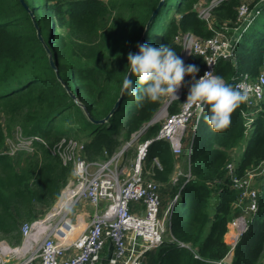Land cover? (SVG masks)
Instances as JSON below:
<instances>
[{
  "label": "trees",
  "instance_id": "1",
  "mask_svg": "<svg viewBox=\"0 0 264 264\" xmlns=\"http://www.w3.org/2000/svg\"><path fill=\"white\" fill-rule=\"evenodd\" d=\"M23 1L27 10L18 0H0V241L12 247L21 244L22 225L42 216L71 176V167L49 150L62 137L75 138L82 133V156L102 160L139 133L136 142L151 140L143 174L161 185L170 183L176 156L166 140L155 139L160 124H149L161 101L137 106L121 93L128 73L127 55L134 53L138 44L149 43L169 45L181 57L177 35L189 32L199 39L213 35L196 10L201 0H163L145 31L159 0ZM257 1L250 6H257L259 13L241 33L233 57L219 58L215 64L214 73L226 83L234 85L245 73L254 78L263 66L264 0L256 5ZM240 3L218 0L211 8L213 28L232 30ZM45 16L51 20L47 36ZM140 16L145 24L128 36L133 20ZM184 63L199 67L197 77L205 65L203 57L193 52ZM132 79L135 82V77ZM187 92L188 88L182 87L181 97ZM119 97L118 107L106 122L88 120L87 115L103 118ZM126 104L127 111L120 118ZM177 104L178 100L170 102L168 113L175 112ZM15 127L25 135H40L45 144L37 143L29 154L2 153L5 137ZM121 131L123 138L119 137ZM245 136L235 162L238 175L264 163V99L252 108L242 104L232 114L230 127L222 132L212 131L202 117L193 122L190 142L182 149L188 154L191 174L177 200L184 209L183 219L175 216V204L169 238L146 252L145 263L213 264L227 254V223L239 211L234 207L238 192L231 187L225 165L232 159L229 150L239 146ZM212 196L216 197L213 209ZM256 205L233 248L231 264H260L264 256V177L260 178Z\"/></svg>",
  "mask_w": 264,
  "mask_h": 264
},
{
  "label": "built area",
  "instance_id": "2",
  "mask_svg": "<svg viewBox=\"0 0 264 264\" xmlns=\"http://www.w3.org/2000/svg\"><path fill=\"white\" fill-rule=\"evenodd\" d=\"M214 4L197 11L213 30L212 36L199 39L184 32L175 37L181 46L184 61L191 52L203 57L205 65L199 76L208 70L215 74L214 67L219 58L233 57L234 45L241 33L259 13L257 6L241 2L237 7L235 27L232 30L226 26L217 29L213 28L211 17ZM208 62H211V69ZM236 85L253 88L251 99L245 105L248 108L258 106L264 99V63L256 77L241 74ZM256 88L261 89V97H257ZM185 100L186 97L175 112L163 116L155 135V139H164L169 143L175 156L182 153L188 124L198 119L195 112L189 115L185 111ZM157 114L158 111L151 123H154ZM138 134L132 135L129 142L102 160H86L81 153L82 143L75 138L62 137L55 142L49 150L60 158L62 164L71 167V176L57 200L45 212L46 215L22 225L20 246L11 248L6 244L1 247L0 264H98L103 259L105 264H145L146 252L157 247L165 234H170L173 207L179 199L180 189L191 174L190 169L184 173L179 189L161 210V184L143 174V161L151 140L136 142ZM133 140L137 143L136 152L130 164L125 166V153ZM4 143L2 153L15 156L18 153H33L36 144H45V141L37 134L25 135L16 127L5 137ZM225 169L231 187L238 192L235 202L244 205L241 207L243 212L234 215L227 223L224 234V241L229 246L227 254L213 264H231L233 248L246 231L250 216L256 211L259 182L264 177V163L238 175L235 162L231 159ZM171 181L176 183V179ZM79 203L93 207V213L78 230V220L76 217L72 219L71 214ZM13 258L15 262L10 263Z\"/></svg>",
  "mask_w": 264,
  "mask_h": 264
},
{
  "label": "clouds",
  "instance_id": "3",
  "mask_svg": "<svg viewBox=\"0 0 264 264\" xmlns=\"http://www.w3.org/2000/svg\"><path fill=\"white\" fill-rule=\"evenodd\" d=\"M137 47L138 53L129 52L127 55L128 74L121 88V93L132 98L137 106L162 99L177 101L179 90L187 87L186 100L183 102L185 111L189 115L195 112L212 131L222 132L230 127L232 114L251 99L253 88L226 83L223 77L213 74L212 70L205 71L197 78L199 67L195 64L186 65L169 45L157 47L144 43ZM207 64L211 69V62ZM132 77H135V82ZM255 93L261 97V89L256 88Z\"/></svg>",
  "mask_w": 264,
  "mask_h": 264
},
{
  "label": "rangeland",
  "instance_id": "4",
  "mask_svg": "<svg viewBox=\"0 0 264 264\" xmlns=\"http://www.w3.org/2000/svg\"><path fill=\"white\" fill-rule=\"evenodd\" d=\"M215 1L216 0H212V1H210V2H207L206 0H201L198 4H197V6H196V10L197 11H200L201 9H203V8H207L208 6H210V5H212V4H214L215 3ZM257 0H241V2H243V3H246V4H248V5H250V4H255V2H256ZM258 3H256V5L257 4H259L260 3V0H258L257 1ZM44 20H45V23H46V36H47V34L49 33V24H48V22H50L51 20H50V18L48 17V16H45V18H44ZM145 18H143L142 16H140V17H138V18H136V19H134L133 20V23L131 24V26L129 27V29H128V31H127V34H128V36H131V35H134V34H136L137 32H139L140 30H141V26L143 25V23L145 24ZM178 95H179V100H178V104H177V106H179V104H180V102L184 99V97H181V93H180V90H179V93H178ZM168 102L169 101H167V100H164V99H162L161 100V105H160V107H159V109H158V114H157V116H156V118H155V123L157 122V123H161V121L163 120V116H165V114H167L168 112H167V107L169 106V104H168ZM127 105H129V104H126V105H124V107H123V110H122V112H121V114H120V118H123L124 117V115H125V113H126V111H127V108H128V106ZM0 116H1V114H0ZM1 120H3L4 121V119L2 118ZM157 120V121H156ZM193 122H194V120H192L189 124H188V127H187V129H186V131H185V134H184V138H183V143H184V145H183V147L184 148H186L187 147V145L189 144V142H190V133H191V131H192V126H193ZM151 123V122H150ZM152 124V123H151ZM16 128V127H15ZM124 131H121L120 132V135H119V137L120 138H123L124 137V133H123ZM247 136H245L242 140H241V144L239 145V146H237V147H235V152H236V160H238L239 158H240V156H241V153H242V150H243V148H244V145H245V141H246V138ZM75 138L78 140V142H80V143H82L84 140H85V136L82 134V133H78V136H75ZM132 138V137H131ZM130 138V139H131ZM129 142V141H128ZM136 144L137 143H135V141L133 140L132 141V143H130L129 144V149H130V151H129V155L126 157V159L124 160V165L126 166H128L129 164H130V162H131V160H132V158L134 157V155H135V152H136ZM184 167V170L186 171L187 170V165H184L183 166ZM18 169V168H17ZM183 179L184 178H182L181 179V181H183ZM180 184V183H179ZM176 189H177V186L176 187H174V191H173V193L176 191ZM162 192V191H161ZM172 193V194H173ZM215 202H216V197L215 196H212V201H211V206H212V209H213V207H214V204H215ZM168 203V198H167V195H164L163 196V193H162V203H161V210L162 209H164L165 208V206H166V204ZM176 205H175V207H174V214H175V216H177V218L179 219V220H182L183 219V206H181L180 205V202L179 201H177L176 203H175ZM83 211H85L87 214H88V216H90V214H92L93 213V207H91V206H89V205H84L83 203H79V204H77L75 207H74V209H73V211H72V214H71V217H72V219L75 217V213L76 212H83ZM46 212V211H45ZM45 212H44V214H45ZM43 214V215H44ZM40 216V217H38L37 219H42L44 216ZM36 219V220H37ZM88 220V219H87ZM79 224H80V226L82 225V220H79ZM167 238H169V235H167V234H165L164 235V239H167ZM39 242V241H38ZM7 243L6 242H4V241H0V249H1V247H3V246H5ZM20 246V245H19ZM11 248H13L12 246H10ZM13 260H14V262H15V258H13L12 260H10V263H13ZM98 264H100V263H98ZM145 264H147V263H145ZM260 264H264V256H263V258H262V260L260 261Z\"/></svg>",
  "mask_w": 264,
  "mask_h": 264
},
{
  "label": "crops",
  "instance_id": "5",
  "mask_svg": "<svg viewBox=\"0 0 264 264\" xmlns=\"http://www.w3.org/2000/svg\"><path fill=\"white\" fill-rule=\"evenodd\" d=\"M235 150H236L235 148H232V149L229 150V154L231 155V157L234 160V162H236V152H235ZM125 159H126V157H125ZM175 159L176 160H175V164H174V172L172 174L171 179L172 180L176 179V183L173 184L172 181L170 180V183L168 185H161V187H160L161 201H162V193H163V196L167 195L168 202H169L170 198L174 194L173 193L174 187H176V186L178 187L179 183H182L181 179L184 178L183 177L184 173H186L190 169L189 157H188L187 153L184 152V153L180 154L179 156H176ZM184 165H187V170L186 171L184 170V167H183ZM84 205H87V204H84ZM243 205L244 204L240 205V204H237L236 202L234 203V207L239 211V213L243 212V210L241 208ZM134 207H135V205H134ZM75 217L78 220V225H79L78 230H79V228H81V226L83 224H86L85 222H87L89 220V218H90V216H88V214L85 211L76 212L75 213ZM79 220H82V225L81 226L79 224Z\"/></svg>",
  "mask_w": 264,
  "mask_h": 264
},
{
  "label": "water",
  "instance_id": "6",
  "mask_svg": "<svg viewBox=\"0 0 264 264\" xmlns=\"http://www.w3.org/2000/svg\"><path fill=\"white\" fill-rule=\"evenodd\" d=\"M20 3H21V5L27 10V6H26V4L24 3V1L23 0H18ZM162 2H163V0H159L158 1V3H157V5L154 7V9L151 11V13H150V15H149V17H148V19H147V21H146V24H145V27H144V31H145V29L148 27V25H149V23H150V21L155 17V15H156V13H157V11H158V9H159V7H160V5L162 4ZM36 36H37V38L39 39V40H41V36H40V33H39V30L38 29H36ZM44 45V44H43ZM44 47H45V50L47 51V52H49V50H48V48L44 45ZM137 47H136V49H135V52L134 53H137ZM48 59H49V64L51 65V66H53L54 67V64H53V61H52V59H51V57H50V55L48 56ZM128 74V73H127ZM70 94V93H69ZM71 95V94H70ZM72 96V95H71ZM120 97L115 101V103L113 104V106L111 107V109L109 110V112L103 117V118H99V119H93L90 115H87V118H88V120L90 121V122H92V123H94V124H101V123H104V122H106L107 120H108V118L115 112V110H116V108L118 107V105H119V103H120ZM170 103V102H169ZM168 103V104H169ZM149 124H150V122H149Z\"/></svg>",
  "mask_w": 264,
  "mask_h": 264
},
{
  "label": "bare ground",
  "instance_id": "7",
  "mask_svg": "<svg viewBox=\"0 0 264 264\" xmlns=\"http://www.w3.org/2000/svg\"><path fill=\"white\" fill-rule=\"evenodd\" d=\"M23 250H25V248H23Z\"/></svg>",
  "mask_w": 264,
  "mask_h": 264
}]
</instances>
